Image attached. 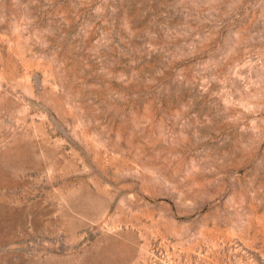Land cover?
<instances>
[{
  "label": "rangeland",
  "instance_id": "1",
  "mask_svg": "<svg viewBox=\"0 0 264 264\" xmlns=\"http://www.w3.org/2000/svg\"><path fill=\"white\" fill-rule=\"evenodd\" d=\"M0 264H264V0H0Z\"/></svg>",
  "mask_w": 264,
  "mask_h": 264
}]
</instances>
